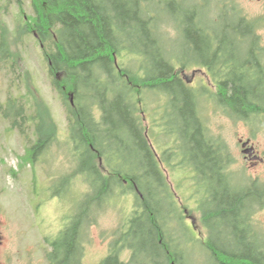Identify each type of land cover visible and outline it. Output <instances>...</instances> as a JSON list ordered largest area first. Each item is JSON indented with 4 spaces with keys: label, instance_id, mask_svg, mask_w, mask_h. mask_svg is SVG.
<instances>
[{
    "label": "trees",
    "instance_id": "trees-1",
    "mask_svg": "<svg viewBox=\"0 0 264 264\" xmlns=\"http://www.w3.org/2000/svg\"><path fill=\"white\" fill-rule=\"evenodd\" d=\"M30 3L33 16L28 30L20 32L39 36L52 85L67 116L73 166L62 175L63 184L71 190L78 178L87 185L70 223L52 245V263L82 264L87 228L111 208V201L133 195L131 218L117 232L112 251L101 264H264L259 240L264 227L257 221L261 205L253 202L263 188L233 189L237 183L230 174L231 155L215 145L201 120L198 87L182 76V70L191 66L208 68L218 89L206 97L210 104L237 114L255 109L252 102H263L261 87L254 90L248 82L234 81L247 80L250 74L249 62L240 58V51L246 49L248 58L264 56L259 49L261 37L251 33L255 22L237 11L236 4L223 0L221 31L212 39L209 28L203 27L201 0ZM170 14L174 16L168 18ZM170 30L184 34V59L167 43ZM7 34L0 22L2 69L10 56ZM248 36L255 41H245ZM10 69L15 74L18 64ZM24 101L10 92L5 104L0 103V114L25 142V154L20 157L35 162L52 148L57 125L47 109L30 114ZM160 103L156 119L154 110ZM94 109L100 111L99 119ZM145 115L150 124L156 121L163 126L165 135L177 144L170 149L176 152L172 158L179 156L177 150L182 153V161L173 167H186V162L194 167V196L204 236L186 227V204L178 205L146 139ZM188 210L192 215V208ZM174 225L180 232L171 236ZM126 250L130 252L127 262L122 259Z\"/></svg>",
    "mask_w": 264,
    "mask_h": 264
},
{
    "label": "rangeland",
    "instance_id": "rangeland-1",
    "mask_svg": "<svg viewBox=\"0 0 264 264\" xmlns=\"http://www.w3.org/2000/svg\"><path fill=\"white\" fill-rule=\"evenodd\" d=\"M235 1L248 17L259 23L260 32L264 38V0ZM0 2V6L4 7L0 11V22L8 30L9 50L13 52L12 57L18 64L19 72L13 76L12 84V74L0 69V102L5 103L7 94L11 92L13 96L25 100L24 103L30 114L36 113L39 108L47 109L57 125V135L53 146L48 155L42 157L44 160L39 163L20 157L24 154L25 142L0 117V264H41L46 253L44 239L57 231L58 222L61 219L69 218L75 213L85 186L78 178L71 190L63 184V173L72 170L71 157L65 145L69 131L67 116L59 100V92L52 85L48 63L37 41L32 35L19 38L21 32L28 30L25 16L30 17L32 14L30 0H0ZM173 16L170 14L168 18ZM169 32L174 33L172 30ZM183 35L180 33L175 38L167 39V43L174 48V54L182 59L186 51ZM182 76L185 81L192 83L191 86L198 87L201 94V118L209 135L214 138L219 136L225 138L232 152L233 170L243 173L244 163L239 154L237 137L249 136L251 128L245 123L235 124L226 117L218 116L216 119V111H209L207 102L202 96L209 92L201 88L203 75L199 68L194 66L185 68L182 70ZM161 105L160 103L155 107L156 119L160 116L161 108L158 109V107ZM155 122L153 123L154 131ZM253 128L257 131L254 142L258 150L264 154L263 125L256 122ZM155 134L159 138L160 129H157ZM183 169L186 173V167ZM168 176L170 181L176 184L184 173L172 170ZM258 176L263 180L264 165L257 167L250 172V175L246 173L244 178L248 180ZM257 183L262 184L261 181ZM76 185L80 187L81 192H78ZM184 185L189 184L184 180ZM180 194L182 198L186 197L187 186L186 192L181 188ZM127 199L129 196L121 195L111 201V208L103 211L99 215L97 224L88 230L85 239L84 264H98L107 254L108 245L116 238L115 231L120 226V218L127 219L128 211L133 209V205L135 206V200L134 204L129 202L125 205L128 202ZM193 215L196 218L200 217L199 213H193ZM257 219L264 227V215L259 214ZM44 261L46 263V260Z\"/></svg>",
    "mask_w": 264,
    "mask_h": 264
},
{
    "label": "flooded vegetation",
    "instance_id": "flooded-vegetation-1",
    "mask_svg": "<svg viewBox=\"0 0 264 264\" xmlns=\"http://www.w3.org/2000/svg\"><path fill=\"white\" fill-rule=\"evenodd\" d=\"M251 33L252 34L254 33L253 29H251ZM251 41H252V39L247 40V42H251ZM254 41L255 40L253 39V42ZM215 42L220 44V41H215ZM259 43H260L259 49H261V53H264V39H259ZM242 57H243V61L246 60L247 62H249L246 64V66H247V71L250 74H248L249 76L247 77V80L234 78V81L239 82L241 80V81H243V83L248 82L254 88V90H257L259 87H261L258 91H259V93L263 94V112H264V56L261 54L257 58H254V57L248 58L247 55H244ZM250 60H253L252 64L250 63ZM220 62H221V60L219 61V63ZM203 71H204L205 75L208 78H210L209 73L211 71L208 68H205V70H203ZM221 87H222V81L219 82V88H221ZM254 103L255 102H252L251 105ZM253 110L254 109H249L244 113H240V114L236 113V116H239L241 121L246 123L249 120V118L251 117V115H252L251 112ZM262 122H263L262 125L264 128V117L262 118ZM255 135H256V133L251 129V134L249 136L255 137ZM249 136L237 137V142L240 143V147H241L240 153L242 154V157H243L242 160L248 164V168H244L245 172L248 175H250V172H253L260 165H264V157L261 156V153L257 150V147L254 145L252 139ZM246 151H249L248 155H244V152H246ZM258 181H261L262 184L257 183ZM245 185L251 187L248 190H250L252 188L253 189L258 188L259 186H261V188H263L262 192L257 193L258 200H254L253 202H257L261 205L259 213H262V215H264V176H263V180H261L259 176L258 177H252V179H250L249 183L241 184L240 187H243ZM235 187L238 188L237 186H235ZM244 194L245 193H242V195H244ZM250 194L251 193H247L246 195H250ZM263 236H264V232H263ZM44 260H46V263ZM41 264H50L47 256L41 260Z\"/></svg>",
    "mask_w": 264,
    "mask_h": 264
}]
</instances>
